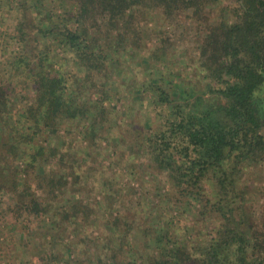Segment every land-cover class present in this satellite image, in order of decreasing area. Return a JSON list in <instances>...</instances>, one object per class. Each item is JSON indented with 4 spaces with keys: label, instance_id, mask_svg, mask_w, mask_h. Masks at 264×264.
<instances>
[{
    "label": "trees",
    "instance_id": "1",
    "mask_svg": "<svg viewBox=\"0 0 264 264\" xmlns=\"http://www.w3.org/2000/svg\"><path fill=\"white\" fill-rule=\"evenodd\" d=\"M12 45L0 264H264V0H0Z\"/></svg>",
    "mask_w": 264,
    "mask_h": 264
},
{
    "label": "rangeland",
    "instance_id": "2",
    "mask_svg": "<svg viewBox=\"0 0 264 264\" xmlns=\"http://www.w3.org/2000/svg\"><path fill=\"white\" fill-rule=\"evenodd\" d=\"M145 41H147V38H145ZM149 43H150V40L147 43V46L148 45L152 46ZM181 45H182L181 48H183L182 50H183L185 58L186 57L187 58L188 57L191 58L192 56H194V53L192 51L193 48L188 42H184ZM15 50H17V46L16 45H12L11 49L8 50L6 55H4V53L2 51H0V64H3V62H4V64L8 63V60H10V58H11V55H9V53L12 54V52L15 51ZM25 74L26 73H24L23 71L11 72V73H7L6 74V79H4L5 82L8 85H10V93H12L13 96H14V99H12V100H15V102L13 103L14 104L13 106L15 108H13V110H12L14 114L16 113V110H17L16 107H17L18 104H22V103L26 104L27 102H32L33 99H34V88H33V85H32L31 82L28 81L29 79L26 78ZM134 107H135V105H134ZM132 108H133V105H132ZM118 109L124 110L123 107H121V104H120V106H118ZM134 110H135V112L133 113V116H132V119H133L134 123H139L140 120L143 122V119L141 117L142 115L138 111V108L136 107ZM127 122H129V121L126 120V123ZM126 125H128V124H126ZM135 125H140L141 126L142 124H135ZM84 146H86V144H84ZM254 179L255 180H253L251 187L253 188V190H255L256 194H258L260 190L264 191V175L263 174L259 175V177L255 176ZM138 180H140V178ZM146 185L149 186V190L156 192L155 191L156 190L155 189L156 188L155 184L150 183L149 181H147ZM263 196H264V193H263ZM3 202H7L8 203L9 200L7 198L6 199H2V196L0 195V212L5 208ZM189 220L190 219H186L185 218L184 222L186 221L189 224V222H190ZM23 255H24V253L21 252V251H20V253L16 252L17 259L23 260Z\"/></svg>",
    "mask_w": 264,
    "mask_h": 264
}]
</instances>
